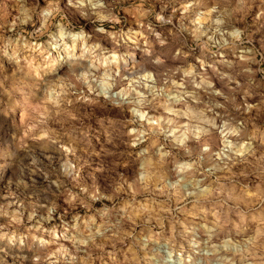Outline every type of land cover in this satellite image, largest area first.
<instances>
[{"label": "clouds", "instance_id": "9594fccd", "mask_svg": "<svg viewBox=\"0 0 264 264\" xmlns=\"http://www.w3.org/2000/svg\"><path fill=\"white\" fill-rule=\"evenodd\" d=\"M0 264H264V0H0Z\"/></svg>", "mask_w": 264, "mask_h": 264}]
</instances>
